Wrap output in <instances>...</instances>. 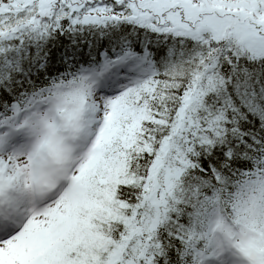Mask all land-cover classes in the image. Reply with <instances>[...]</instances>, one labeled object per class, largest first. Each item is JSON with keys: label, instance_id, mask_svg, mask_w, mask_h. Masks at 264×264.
Returning <instances> with one entry per match:
<instances>
[{"label": "snow or ice", "instance_id": "1", "mask_svg": "<svg viewBox=\"0 0 264 264\" xmlns=\"http://www.w3.org/2000/svg\"><path fill=\"white\" fill-rule=\"evenodd\" d=\"M241 60L264 0H0V264H264Z\"/></svg>", "mask_w": 264, "mask_h": 264}, {"label": "trees", "instance_id": "2", "mask_svg": "<svg viewBox=\"0 0 264 264\" xmlns=\"http://www.w3.org/2000/svg\"><path fill=\"white\" fill-rule=\"evenodd\" d=\"M223 72L231 80L227 85V93H234V90L241 88L248 91L264 89V63L241 60L238 66L234 65L231 69L225 64Z\"/></svg>", "mask_w": 264, "mask_h": 264}]
</instances>
